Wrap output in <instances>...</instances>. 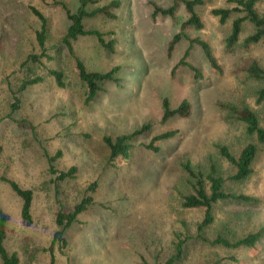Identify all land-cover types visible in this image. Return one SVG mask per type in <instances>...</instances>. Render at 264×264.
<instances>
[{
  "label": "rangeland",
  "instance_id": "rangeland-1",
  "mask_svg": "<svg viewBox=\"0 0 264 264\" xmlns=\"http://www.w3.org/2000/svg\"><path fill=\"white\" fill-rule=\"evenodd\" d=\"M54 1L0 0V177L32 192L31 222L26 225L19 217V198L0 180L7 254L15 253L17 264H165L174 243L182 240L180 257L171 264H264V230L250 248L210 243L217 236L234 241L264 227V143L247 136L226 111L228 106H246L264 128V103L254 102L264 79L246 73L251 60L264 68V39L245 45L254 27L244 19L237 41L229 47L225 43L232 19L245 12L238 6L239 11L220 22L210 10L232 8L234 0H201L194 5L201 28L181 29L180 39L167 51L188 16L185 0H118V7L109 8L111 16L95 13L82 20L85 29L111 41L110 49L84 35L69 40V51L62 42L69 20L59 3L73 12L78 0ZM109 1L95 0L87 10ZM28 6L46 19L48 59L40 58L39 64L23 63L28 54L39 53L34 36L39 20ZM170 6L171 15L154 10ZM254 9L264 17V0H257ZM193 38L208 44L218 69L210 66ZM74 58L88 71L119 66L118 82L99 83L95 97L85 102ZM48 69L61 71L63 86L56 85ZM28 74L42 79L17 93V107L11 110L19 81ZM163 97L170 108L186 100L189 115L161 121ZM142 124L149 127L129 141L128 156L109 162L102 138L127 134ZM168 130H175L174 135L155 141L157 151L143 146ZM248 142L256 146L251 172L242 181H230L227 176L234 169L218 155L217 145L237 156ZM57 151L60 155L51 164L58 171L74 166L72 177L55 180L49 173L48 158ZM208 160L224 179V191L255 200L217 201L213 221L200 233L202 240L196 226L203 209L182 205L192 182L182 166L205 174ZM204 186L208 192L205 179ZM83 196L90 203L69 225H57V212H71Z\"/></svg>",
  "mask_w": 264,
  "mask_h": 264
},
{
  "label": "trees",
  "instance_id": "trees-1",
  "mask_svg": "<svg viewBox=\"0 0 264 264\" xmlns=\"http://www.w3.org/2000/svg\"><path fill=\"white\" fill-rule=\"evenodd\" d=\"M54 1V0H53ZM257 0H234L236 6L232 8H213L210 10V13L214 16H217L220 22H223L229 15L231 11H239L238 6L245 12L243 16L236 17L231 21L230 33L225 39L226 46L229 47L233 45L238 38V34L241 28V22L244 19H247L254 27V32L246 36L243 40L245 45L253 44L258 42L260 39H264V17L258 16L255 12L254 4ZM54 3H57L54 1ZM95 3V0H78L77 7L73 12H70L69 9L63 4L59 3L69 20V25L67 26L66 32L62 37V42L66 45L69 51H71L69 40H74L78 36L84 35H93L99 45L110 49L111 41L105 42L102 39V34L94 29H85L82 24V20L85 17L92 16L95 13H103L106 16H111L109 13L110 7H118V0H110L107 4L95 7L90 11L87 10L88 5ZM201 0H185L183 1L185 10L188 13L187 18L180 23V32H177L172 35L168 46L167 51H170L173 45L181 37V29L184 27H192L194 29H200L202 24L199 20V17L194 11V5L201 4ZM28 10L39 20V27L34 32L35 41L38 45L39 53L28 54L25 61L31 63L40 62V58L48 59L46 55V49L44 45L45 32H46V19L40 13L38 9L34 6H28ZM155 11H160L162 14L171 15L172 6L166 9L155 8ZM197 43L207 59L211 67L218 69L215 58L211 53V50L206 42L198 38L190 39ZM187 54V50L184 52V56ZM182 59L180 60V62ZM22 63V64H23ZM75 68L77 70V75L80 81L85 85V96L84 101H91L99 88V83L109 80L113 82H118L116 78V73L119 69V66H113L105 72L97 71H88L85 69L82 61L78 58H74ZM193 69V68H192ZM194 75L197 76L196 69H193ZM246 73L249 77L260 80L264 79V68L260 67L255 60H251L246 68ZM47 74L50 75L57 86H63L62 83V73L56 69H48ZM40 76L28 74L26 77L20 79L19 84L16 88L14 94V101L10 104V109L14 110L17 107L18 96L26 87L36 84L41 81ZM255 104L264 103V86L259 88L256 91V96L254 99ZM161 121H164L172 116L186 117L189 115V104L186 100H181L180 103L174 107L170 108L168 101L165 97L161 100ZM229 110H226L230 117L240 122L243 125L244 133L253 137L256 142L263 144L264 143V128L259 125V120L256 112L250 110L246 106L234 107L228 106ZM148 124H142L138 129H135L127 134H119L114 137L104 136L102 138L104 144L108 148V160L109 162L114 161L117 156L126 158L128 156V151L131 147L129 141L137 134H140L148 129ZM175 130H168L157 135H154L150 138L148 143L143 146L152 151H157V147L153 144L155 141L162 140L173 136ZM218 155L222 157L227 163H229L234 172L227 176V179L230 181L239 182L244 180L249 173L251 172V162L256 154V146L252 142L246 143L239 151L237 156H233L229 149L224 145H217ZM60 155V152L57 151L53 156L49 157V166L48 171L51 174L55 175V180H62L64 178H70L75 173V167L71 166L63 171L56 170L51 164L52 160L57 158ZM210 159V158H209ZM183 169L186 172V175L192 180L191 182V193L185 195L182 200V205L188 208H202L203 214L200 222L196 226V231L198 237L201 238L200 233L202 229L209 225L213 221V205L217 201L223 200H236L243 202H252L255 199L245 195V194H236L229 191L223 190L224 179L216 175V165L213 161L208 160L207 172L203 174L201 171L194 170L189 167L186 163L183 164ZM204 179L208 182V192L205 190ZM1 181H4L8 184L10 190L19 198V217L24 224H30L31 215L30 207L32 201V192L29 189L20 187L15 181L7 179L5 177H0ZM94 187V182H92L88 189L91 190ZM91 198L89 196H83L81 201L77 203L73 210L69 213H62L58 211L56 214L55 221L57 225H63L64 227L69 225L75 218V215L82 211L86 204L90 203ZM7 220V215L0 208V264H17L18 259L15 253L7 254L6 250L3 247L2 241L4 238V226ZM264 227L257 229L254 232H249L244 236L235 239L234 241H228L227 239L217 236L210 241L211 244H218L227 248H250L262 235ZM61 231H56L54 233V239L59 238ZM203 240V238H201ZM182 240H177L173 245L172 255L165 261V264H171L173 261L179 259L181 252ZM52 259H50L51 263Z\"/></svg>",
  "mask_w": 264,
  "mask_h": 264
}]
</instances>
